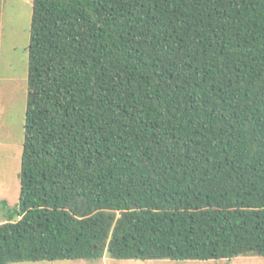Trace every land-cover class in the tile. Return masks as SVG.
Here are the masks:
<instances>
[{
  "label": "trees",
  "instance_id": "obj_1",
  "mask_svg": "<svg viewBox=\"0 0 264 264\" xmlns=\"http://www.w3.org/2000/svg\"><path fill=\"white\" fill-rule=\"evenodd\" d=\"M19 180L0 264L264 259V0H33Z\"/></svg>",
  "mask_w": 264,
  "mask_h": 264
},
{
  "label": "rangeland",
  "instance_id": "obj_2",
  "mask_svg": "<svg viewBox=\"0 0 264 264\" xmlns=\"http://www.w3.org/2000/svg\"><path fill=\"white\" fill-rule=\"evenodd\" d=\"M33 0H0V224L18 220L21 154L27 99L28 47ZM5 202V205H4ZM18 264H264L259 257L233 261H116Z\"/></svg>",
  "mask_w": 264,
  "mask_h": 264
}]
</instances>
